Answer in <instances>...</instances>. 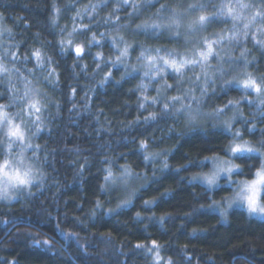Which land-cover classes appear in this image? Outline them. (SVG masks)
I'll list each match as a JSON object with an SVG mask.
<instances>
[{
  "label": "clouds",
  "instance_id": "9594fccd",
  "mask_svg": "<svg viewBox=\"0 0 264 264\" xmlns=\"http://www.w3.org/2000/svg\"><path fill=\"white\" fill-rule=\"evenodd\" d=\"M0 68V252L192 264L174 240L137 250L93 231L149 219L177 188L222 224L264 218V182L255 210L244 191L264 173V0H0ZM69 176L89 185L75 218L42 199Z\"/></svg>",
  "mask_w": 264,
  "mask_h": 264
},
{
  "label": "trees",
  "instance_id": "16d2710c",
  "mask_svg": "<svg viewBox=\"0 0 264 264\" xmlns=\"http://www.w3.org/2000/svg\"><path fill=\"white\" fill-rule=\"evenodd\" d=\"M22 7L13 12L23 13ZM188 149L186 148L185 151ZM165 184H175V178H168ZM68 184L59 191L52 190L42 197L44 203L49 204L56 215L70 214L72 218L81 215L77 204L83 207L89 193V185L79 180L73 181L69 176ZM159 186H154V191ZM162 191V189H160ZM200 203H203L201 201ZM58 205V206H57ZM199 209V204L191 200L189 192L176 190L174 198L163 199L159 207L147 213L149 219L133 222L124 217L117 218L119 223L105 221L93 227L99 235L111 234L116 241H127L136 248L137 243L152 240L175 241L177 245H187V251L192 264H264V218L247 219L243 213L232 212L227 225L222 224L219 215L207 210ZM19 211V205L13 209ZM165 213L168 217L161 221ZM28 219H35L32 212L25 213ZM147 228V231H145ZM195 230V231H194ZM0 235L3 232L0 231ZM139 250L138 248H136ZM0 256L15 264H61L54 253L42 254L30 252L22 246L13 245L0 252ZM124 264H145V257L139 251L131 252L125 247L123 250Z\"/></svg>",
  "mask_w": 264,
  "mask_h": 264
},
{
  "label": "snow or ice",
  "instance_id": "6c2138e0",
  "mask_svg": "<svg viewBox=\"0 0 264 264\" xmlns=\"http://www.w3.org/2000/svg\"><path fill=\"white\" fill-rule=\"evenodd\" d=\"M201 19H203V18H201ZM77 51H79V49H77ZM0 71H3V69L0 68ZM243 84H244V86L246 88L251 86V87H254L257 91L259 90V85L256 84L255 80H245L243 82ZM18 134H19V129L18 128L10 133V135H13V136L18 135ZM238 148H239V145L237 146V149ZM237 149H234V151L237 150ZM4 167H5L4 165H0V173H3L5 175H7V173H4ZM110 175H111V173H109V176ZM257 177H258V180L247 184L245 186V189H244V191L247 192V196L245 197V199H247L249 207L252 210H255V208H256V201L253 199V197H254L255 193L257 192V190H258L257 189L258 184L261 183V182H264V173L258 172L257 173ZM15 179H18L20 181V183H26V180L24 178L20 177L18 172L16 174ZM207 179H208V183L210 185L214 182L213 177H208ZM0 198H3V194L2 193H0ZM160 219L163 220V217H161ZM150 246H151V249H158L160 245H159L158 241L152 240L150 242ZM144 247H145V245L142 242L141 243H137V245H136V248H138V249L144 248ZM155 259H156V264H159L160 257H159L158 253H157Z\"/></svg>",
  "mask_w": 264,
  "mask_h": 264
}]
</instances>
